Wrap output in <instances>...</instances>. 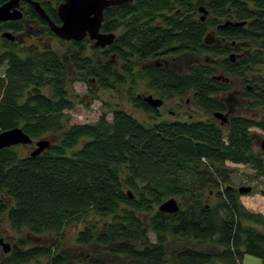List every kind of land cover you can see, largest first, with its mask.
<instances>
[{"label": "trees", "instance_id": "16d2710c", "mask_svg": "<svg viewBox=\"0 0 264 264\" xmlns=\"http://www.w3.org/2000/svg\"><path fill=\"white\" fill-rule=\"evenodd\" d=\"M37 1L61 23L57 6L63 0ZM201 6L208 11L204 21ZM230 13L239 20L254 18L239 36L247 34L264 47V0H132L104 10L101 31L114 32L115 38L103 49L85 38L72 41L66 55L32 45L2 53L0 130L21 127L33 141L54 140L37 156L25 155L21 145L0 149V225L6 220L26 231L14 249L0 252V264H113L62 251L65 227L80 222L78 244H96L125 264H164L165 243L173 235L217 247L214 252L182 247L177 264L214 259L243 264L245 253L264 260V215L242 203L246 193L232 185L227 163L251 165L253 179L264 176V151L252 129H264V117L236 115L223 124L213 117L224 109L214 94L228 84L213 78L218 67L211 60L225 51L205 37ZM28 15L39 18L31 7ZM39 20L45 27L41 35L57 37L46 20ZM192 53L200 61L186 71L162 61L158 66L161 58ZM235 63L222 59L220 66L235 73L241 66ZM75 80L123 87L131 105L151 114V121L141 122L115 105L94 122L71 123L68 111L78 101L70 87ZM142 85L162 99L191 97L209 118H160L138 92ZM171 197L180 201L179 211H160ZM149 229L156 242L149 241ZM47 235L52 239L46 243Z\"/></svg>", "mask_w": 264, "mask_h": 264}, {"label": "rangeland", "instance_id": "374dc122", "mask_svg": "<svg viewBox=\"0 0 264 264\" xmlns=\"http://www.w3.org/2000/svg\"><path fill=\"white\" fill-rule=\"evenodd\" d=\"M34 42H38L37 39H34ZM27 46L32 45L31 41H27ZM92 43V41H90ZM39 48L43 49L44 47H49L53 49L60 50L63 54L71 47L70 41H61V39L54 36H43L40 43L37 44ZM26 46V47H27ZM197 56L195 54H183L175 55L172 57H167L170 61V65L175 63L176 66H184L186 62H192L196 60ZM162 59V58H161ZM164 59V58H163ZM6 65L4 64L0 68V76L3 77L4 69ZM69 74L74 75V71L71 68H68ZM72 87L77 97V104L73 110L68 111L71 116V123H84V122H94L96 121L102 112L108 111L110 106L122 107L133 116L140 119L141 122L151 121L152 115L141 109L134 108L131 103L128 101L127 94L124 91L123 87L119 89H109V88H100L98 86H89L86 82L75 80ZM144 95L153 93L156 97H159L157 93L149 90L148 88L142 87L138 91ZM71 95V91L69 92ZM191 98V97H190ZM188 97H174L171 99H165L164 105L159 109L160 118H177V119H187L193 114L196 118L207 119L209 115L197 108L194 103L188 104ZM110 111V110H109ZM107 119L112 120V112H108ZM219 122V120H217ZM148 124L147 122H145ZM257 132L258 147L260 148V142L264 139V131L259 128H253ZM42 138H49L51 142L54 140L53 136H45ZM19 148L23 151L25 155L30 154L34 149L33 145H21ZM228 165L232 168L230 174L231 183L234 187L238 188L239 186L251 185L253 190L249 193L240 196L242 203L246 206L247 209L253 211L254 213H260L264 215V176L259 179H253L251 175L254 173V169L251 165L244 164H235L230 161L227 162ZM180 202V201H179ZM181 204V203H180ZM84 226L83 222L77 224H69L65 227L63 233L66 234V241L63 244L62 251L66 254H69L74 257H83L90 255L91 257L99 258L103 260L102 263H113V264H125L121 258L109 254L106 250L98 247L96 244H89L87 246L80 245L75 241L76 234L79 229H82ZM148 236L150 242H156V234L149 229ZM26 231L19 232L13 229L8 221H4L0 225V234L1 238H4L5 241L10 242L12 249L14 248L13 244L17 245V239L22 237ZM50 236L47 235L43 237L42 241L46 243L49 241ZM52 239V238H50ZM182 247L195 248L200 251H215V247L211 241H204L202 243H197L196 240H192L187 237L179 236H170L165 243V262L164 264H177L176 261V252ZM1 254H4L2 247L0 246ZM76 263V262H75ZM211 264H221L217 259H214ZM243 264H264V260L260 257L245 253L243 257Z\"/></svg>", "mask_w": 264, "mask_h": 264}, {"label": "flooded vegetation", "instance_id": "af4514ba", "mask_svg": "<svg viewBox=\"0 0 264 264\" xmlns=\"http://www.w3.org/2000/svg\"><path fill=\"white\" fill-rule=\"evenodd\" d=\"M30 7L33 8L34 11L37 13V16L41 18L32 4H30L27 0H21L18 5V8L22 12V17L17 20L10 19L5 21H0V57L2 53H5V50L7 48L11 49L13 47L16 48L19 46L26 47L27 46L26 42L28 40L32 42V46L38 48L37 44L40 43L42 37L44 36V34L41 35V33L44 32L45 27L42 20H39V18H35L28 15V10ZM228 9L231 10V8ZM202 15L203 13L200 12V16ZM207 17H208V13L206 14V18ZM206 18L204 20H206ZM20 21H22L20 28L15 29L17 23ZM254 23H255V19L252 17L239 20L236 18L235 14L230 13L226 17L218 18L215 21V24L208 28L206 35L207 40L205 37V40L208 43H210L211 45H215L216 47L217 46L222 47L221 50L225 51V52L221 51L222 54L218 56V58L211 60L213 61L214 65L218 67L216 74L213 75V78L217 81H221V82L225 81L228 84L226 88L225 85L220 86L219 90L216 92V94H214V97L217 100L221 101L224 105V109L220 110L219 112L225 114L226 120H222L221 118H216L213 115L214 119L219 120L221 123L222 121L223 123H228L229 119L236 115H242V116L244 115L253 118L257 117L258 119L264 117V49H263L264 47L254 44L253 41L250 38H248L247 34H246V39L239 36V34L243 35L242 33H244L246 29H250V27ZM239 29L242 30L241 33L239 32ZM5 31L11 32L13 38L3 36V33ZM225 32H229L231 33V35L227 37V35L224 34ZM57 38L60 37L57 36ZM85 38H87L89 41H92V44L95 45V42L91 40L89 37H85ZM34 39H37L38 42H34ZM65 41L72 42L76 40L65 39ZM64 55H66V53ZM195 55L197 56L196 60L192 62H186L184 66L183 65L176 66L175 63H172L170 65V61L165 58L158 60L157 63L158 66H161L162 63H160L159 61H162L164 62L165 66H170L179 71H186L189 69L191 64L200 61L201 56L197 54ZM254 58H258V61L256 63H253L252 66H250V63L253 61ZM222 59H229L234 63L240 62L241 63L240 69L236 70L235 73L227 72L223 70L222 66H220ZM5 63L6 62H4L3 64ZM217 75L222 76V78L216 79L215 76ZM150 94L153 95L155 98H160V97H156L153 93ZM190 99L192 103H194L192 98L188 97L187 99L188 104L191 103ZM164 103H165V99H163V104L157 109L159 110L164 105ZM190 115L193 116V114ZM253 128H257V127H253ZM261 130L264 131V129ZM41 240L42 238L39 239V241ZM13 246L15 248L16 244L14 243ZM89 258L94 259L95 257H91L89 255Z\"/></svg>", "mask_w": 264, "mask_h": 264}, {"label": "water", "instance_id": "95a60500", "mask_svg": "<svg viewBox=\"0 0 264 264\" xmlns=\"http://www.w3.org/2000/svg\"><path fill=\"white\" fill-rule=\"evenodd\" d=\"M21 0H8L0 4V21L17 20L22 17V12L18 8ZM32 4L41 18L48 22L50 29L58 37L66 40L81 41L85 37H89L95 42L96 46L104 48L111 44L115 38L114 32H102L101 25L104 19V10L113 5L122 4L132 0H63L57 6V13L61 23H56L51 19L45 8L37 0H27ZM203 13L201 20L206 18L208 11L204 6L200 7ZM3 36L13 38L11 32L5 31ZM207 40V37H206ZM216 79L222 76H215ZM143 99L151 106L158 108L163 104V99L155 98L153 95H144ZM216 118L226 120L225 114L219 111L213 113ZM223 123V121H222ZM15 145H33L31 156L41 154L51 145L49 138H41L37 141L33 139L21 128L13 127L10 129L0 130V149ZM260 148L264 151V139L260 142ZM253 190L251 185H242L238 187L240 193H249ZM130 196L132 194L129 192ZM159 210L166 213H175L180 209V202L175 197L164 200L159 205ZM41 239V238H36ZM0 246L4 253L12 250L10 242L0 238Z\"/></svg>", "mask_w": 264, "mask_h": 264}]
</instances>
